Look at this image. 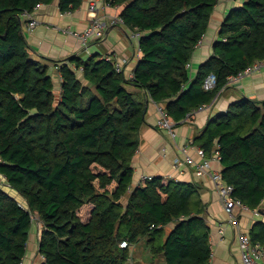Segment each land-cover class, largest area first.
<instances>
[{"label":"trees","instance_id":"16d2710c","mask_svg":"<svg viewBox=\"0 0 264 264\" xmlns=\"http://www.w3.org/2000/svg\"><path fill=\"white\" fill-rule=\"evenodd\" d=\"M55 1L72 12L84 0H0V175L20 196L0 186V264H23L35 216L42 224L38 264H128L141 241L151 263L162 255L166 264H210V226L196 183L157 175L130 191L147 106L126 84L178 123L213 104L229 76L264 60V0L229 10L195 78L191 60L220 0H105L122 7L127 28L142 33L134 77L115 69L106 58L113 54H74L57 61L60 83L31 56L21 18ZM211 73L217 84L206 90ZM196 140L208 153L218 146L233 194L260 209L264 101L232 102ZM86 203L94 206L87 222L79 215ZM250 235L264 244V221Z\"/></svg>","mask_w":264,"mask_h":264},{"label":"crops","instance_id":"0c3cea01","mask_svg":"<svg viewBox=\"0 0 264 264\" xmlns=\"http://www.w3.org/2000/svg\"><path fill=\"white\" fill-rule=\"evenodd\" d=\"M92 2H96L99 5L100 10L97 15L103 19L118 15L122 10L120 6L106 4L105 0H84L79 8L70 14L62 15L58 2L55 1L42 5L35 12L40 24L33 30H29L26 26L28 18L24 15L21 16L23 32L29 43L31 54L35 59L50 66V73L57 83H60L61 80L57 61L74 54L83 55L84 57L95 53H101L102 55L113 54L117 58H123L127 61L129 71H134L138 63L141 54L140 44L137 40L130 38L124 25L108 24L106 36L101 40H92L87 45L83 44L80 38L72 33L73 31L83 30L89 20H91L89 7ZM243 2L244 0H220L218 5H216L208 32L204 36L203 43L195 50L191 60L189 72L192 78H195L199 66L212 54L213 42L219 38L220 24L229 10L235 6L242 5ZM130 47H132V51ZM262 64L260 70L228 83L208 109L197 111L188 121H180L176 125V132L178 133L176 139H172L165 130L157 127L156 121L159 117L158 103L145 91L131 84V91L138 92L141 98L145 100L147 107L145 123L142 125L139 134L140 146L132 160L134 173L130 191L143 185L147 176L163 175L178 181L196 183L199 196L205 205L204 219L210 226V242L212 246L210 264H242L240 232L250 235L255 224L264 221V214L255 212V210L259 209L252 210L250 208L237 207L234 214L237 217L238 226L234 225L224 209L211 177L208 175L198 176L193 166L187 167L182 174L175 173L173 161L179 154L178 145L188 144L191 141H194L196 145H200L196 139L202 134L211 117L226 111L232 102L244 96L255 101H264V60ZM192 153L194 158L199 161L200 157L197 153L195 151H192ZM212 168L221 171L223 165L221 162L214 161ZM0 180L2 188L5 190L11 188L3 175H0ZM112 184L114 187L110 188V190L116 188L117 182ZM93 207L92 203H86L82 206L79 215L83 221L87 222L90 220ZM261 208L264 209V201L261 204ZM171 227H173V224L169 226L168 230ZM139 244H141V247L139 252H137L136 247ZM147 255H149L147 257L149 262H144L143 258ZM151 261L152 256L145 243L141 241L132 245V256L128 264H166L162 255L157 258V263H151ZM31 264L35 263L32 262Z\"/></svg>","mask_w":264,"mask_h":264},{"label":"built area","instance_id":"2783aa9c","mask_svg":"<svg viewBox=\"0 0 264 264\" xmlns=\"http://www.w3.org/2000/svg\"><path fill=\"white\" fill-rule=\"evenodd\" d=\"M39 6V5H38ZM89 13L91 15V20L87 23L83 30L73 31L77 35L83 44L87 45L92 40L102 39L106 36V31L108 24L111 25H124L123 19L120 15L109 16L108 19L100 18L97 15V12L100 10L99 5L96 2L90 3ZM71 11L61 12L62 15L70 14ZM28 18L26 26L29 30H33L40 24L39 19L32 12H25L23 14ZM126 27V26H125ZM128 30L129 36L131 39L140 41L142 33L138 30H132L126 27ZM203 43L201 39L198 42V46ZM140 48V47H139ZM141 50V48H140ZM108 60H112L115 64V69L118 72H125L127 78L132 79L134 77V71H129L126 69V60L123 58H117L115 55L106 56ZM262 61H257L253 65L249 66L245 70L238 72L235 75L229 76V82H234L239 78H242L249 73L260 70L262 66ZM190 67V63H188ZM217 84V77L214 73L209 74L203 83V86L206 90L212 89ZM212 104H203L197 109L192 110L187 113L185 119L181 121L190 120L197 111L208 109ZM159 117L156 121V125L161 130H165L172 139H176L178 133L176 132V125L178 122L173 120L167 113L166 109L162 105H157ZM179 154L175 157L173 161V167L175 173L182 174L185 172L187 167H195V172L198 176L208 175L215 183L216 190L219 194V198L224 206L225 211L230 217L231 222L238 226L237 217L234 214V211L237 207L249 208L246 206L239 198H237L234 192V186L230 183H227L222 175V170H216L212 168V163L214 161L221 162V155L218 149V146L208 153L201 145L194 144V141H191L188 144L178 145ZM192 151H195L200 157V160L197 161L194 158ZM152 176H147L145 180L151 179ZM257 214H260L259 210H255ZM240 251H241V262L242 264H264V244L258 241H253L251 236L248 233L240 232ZM129 245L127 240H123L120 243V246L127 247Z\"/></svg>","mask_w":264,"mask_h":264},{"label":"rangeland","instance_id":"374dc122","mask_svg":"<svg viewBox=\"0 0 264 264\" xmlns=\"http://www.w3.org/2000/svg\"><path fill=\"white\" fill-rule=\"evenodd\" d=\"M130 50L132 51V47H130ZM31 56L33 57V55L31 54ZM126 87L129 90H132V86L131 84H126ZM58 92H56L57 94ZM1 181V180H0ZM3 187V186H2ZM114 185L111 184L109 186L110 188H113ZM6 191H8L12 196H14L15 198L19 199L20 197L18 196V193L16 191H14L11 188H8ZM42 224L39 221L38 217L35 216L34 217V225L33 228L31 230L30 233V238L28 241V248H27V253H26V257L23 261V264H31L32 262H34L35 264H38V262H40V257L38 254V241H39V229L41 228ZM169 228V227H168ZM141 244L138 245V247H136V250H138L137 252H139L140 246Z\"/></svg>","mask_w":264,"mask_h":264},{"label":"water","instance_id":"95a60500","mask_svg":"<svg viewBox=\"0 0 264 264\" xmlns=\"http://www.w3.org/2000/svg\"><path fill=\"white\" fill-rule=\"evenodd\" d=\"M259 212L264 214V209L260 208Z\"/></svg>","mask_w":264,"mask_h":264}]
</instances>
